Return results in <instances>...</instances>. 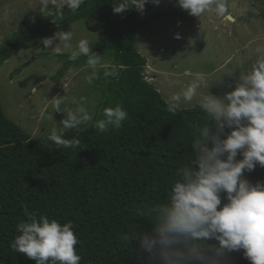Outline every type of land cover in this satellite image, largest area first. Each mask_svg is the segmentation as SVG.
Here are the masks:
<instances>
[{
	"label": "trees",
	"instance_id": "trees-1",
	"mask_svg": "<svg viewBox=\"0 0 264 264\" xmlns=\"http://www.w3.org/2000/svg\"><path fill=\"white\" fill-rule=\"evenodd\" d=\"M63 12L59 26L52 17L41 15L12 33L0 45V65L21 47L33 46L71 23L100 21L104 28L91 51L109 59L116 74L107 83L102 77L96 80L104 96L96 120L103 118L105 107L117 104L128 118L120 129L106 133L98 132L96 120L85 128L65 130L64 138H79L80 147L61 150L29 135L0 107V264H35L9 246L17 235L16 224L30 222L25 210L37 218L71 222L79 240L80 264H150L138 241L129 244L118 237L135 226L138 231L150 230L147 218L135 216L136 207L166 198L176 169L188 162L190 142L207 117L200 105L179 108L175 114L167 111L166 100L145 78L146 58L137 42L140 32L155 20L170 14L187 16L172 9L139 18L134 7L117 14L113 0H86L75 13L66 6ZM67 68L66 63L51 80L58 81ZM244 176L253 184L264 182V167ZM227 264L251 262L240 251L230 253Z\"/></svg>",
	"mask_w": 264,
	"mask_h": 264
},
{
	"label": "clouds",
	"instance_id": "clouds-1",
	"mask_svg": "<svg viewBox=\"0 0 264 264\" xmlns=\"http://www.w3.org/2000/svg\"><path fill=\"white\" fill-rule=\"evenodd\" d=\"M149 2L158 5L160 0H113V11L120 14L134 7L143 14ZM40 3L41 14L52 17V22L59 26L65 6L75 13L86 0H40ZM177 3L198 18L210 12L229 22L235 20L224 0H177ZM73 40L72 30H59L42 38V43L45 49L51 48L54 56L67 50L70 61L86 57L90 72L84 80L89 85L100 79L101 70L105 78L116 74L115 68L110 70L102 57L91 51L92 43L87 38L76 43ZM253 54L254 61L224 96L208 91L214 79L198 75L181 92L167 98V111L175 114L182 102H192L199 90L206 88L200 108L207 122L196 130L190 142V158L176 169V179L171 182L166 198L136 207L135 216L147 218L150 230L138 231L135 226L118 237L129 244L138 241L150 264H227L229 254L240 251L251 264H264V182L253 184L244 176L257 166L264 167V44L257 45ZM65 93L52 99L51 118L54 119L53 113H63L60 125L65 130L91 124L93 114L87 107V97L73 98L71 104L75 107H68L66 88ZM102 116L94 126L99 133H106L120 129L128 112L117 104L105 107ZM226 128L230 131L224 134ZM47 139L61 150L80 147L79 138H64V132L55 127ZM238 155L242 158L237 159ZM25 215L30 222L16 224L17 235L9 245L13 252L23 254L35 264H80L82 257L76 251L79 240L71 222L61 224L43 215L37 218L27 210Z\"/></svg>",
	"mask_w": 264,
	"mask_h": 264
},
{
	"label": "rangeland",
	"instance_id": "rangeland-1",
	"mask_svg": "<svg viewBox=\"0 0 264 264\" xmlns=\"http://www.w3.org/2000/svg\"><path fill=\"white\" fill-rule=\"evenodd\" d=\"M224 3L235 18L234 22L210 12L200 18L192 16L178 5L177 0H160L158 5L149 2L143 14L137 12L138 17L143 18L158 10L176 9L187 16L181 18L170 14L155 20L140 32L137 42L139 52L146 58L145 78L166 101L198 75L214 79L208 91L222 97L233 90L240 74L254 61L253 50L264 44V0H224ZM41 13L40 0H0V45L12 33L36 22ZM103 28L102 22L87 19L71 23L62 30L73 31V43L87 38L92 43V50ZM50 51L51 48L45 49L41 39L33 46L21 47L0 65V107L8 118L42 142L49 141L47 137L54 127L58 132L65 131L60 125L64 114L53 113L54 120L50 108L55 96L66 94L65 88L68 107H75L71 104L73 98L87 97L93 121L104 100L98 87L101 84L94 81L89 85L84 80L90 72L86 60L79 57L70 61L67 50L62 58H55L48 55ZM102 60L110 70L116 69L109 59ZM66 63L68 68L61 78L51 80ZM100 77L102 83L109 81V77ZM206 94L207 89L201 88L192 102H182L179 108L200 105ZM42 112H45L43 116ZM241 158L237 156V159Z\"/></svg>",
	"mask_w": 264,
	"mask_h": 264
}]
</instances>
